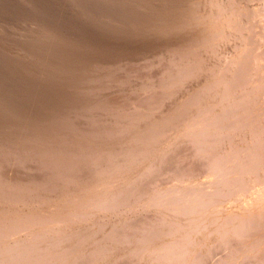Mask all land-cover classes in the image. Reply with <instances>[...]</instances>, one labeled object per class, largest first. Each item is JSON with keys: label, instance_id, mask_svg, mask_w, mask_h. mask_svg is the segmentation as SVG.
Here are the masks:
<instances>
[{"label": "rangeland", "instance_id": "obj_1", "mask_svg": "<svg viewBox=\"0 0 264 264\" xmlns=\"http://www.w3.org/2000/svg\"><path fill=\"white\" fill-rule=\"evenodd\" d=\"M184 1L185 0H0V121H3L0 122V168H2L0 169V180L2 178L16 180L13 181H18L16 184L22 185V183H30V185L33 186H31V189L29 188V191H24L26 187H24V189H18V195L26 200L25 203L21 202V204L16 199L17 195L13 197H4L5 192H0V203H2L0 204V212L5 209L15 210L14 212L19 213L24 210L29 214L37 211L36 213L38 215L40 213L46 216L47 213L50 215V211H54L55 208V211L60 209L61 204V206L65 204L66 210V208L69 209L68 207L70 206V208L75 206L77 201V204H79L80 201L83 203L84 200H87L89 198L88 191H86L87 189H80L83 191L81 192L79 191L80 186H77L76 183H68L70 185L66 184L63 180L65 175L62 174L64 169L71 167L69 162L75 161L76 159L69 156L70 150L72 151L77 146H82L80 145L82 139L83 142L89 139L88 141L91 144L95 143L91 145L94 146V148H96L97 145L100 146L102 139L110 140L113 144L117 143V139L119 140L118 142H120V137H114L111 131L106 132V130L109 129L107 128L108 125L109 127H111L112 124L117 126L119 123L131 121L128 125L130 129L127 130V134L125 133L121 136L122 138L126 137L128 134V136H130L132 131L137 132L141 129H145L146 132L149 131L153 134H155V131L157 133L161 132L159 133V140L157 142L151 145L150 143L147 144L149 147L143 155H138L135 152L123 154L126 152L125 150L128 149L126 145L130 146V143L120 144V146H118L119 149L117 150L120 152L115 156L117 162L122 164L126 163L129 161V157L134 158V161L129 172L118 173L120 174L118 176L119 180H116V183L113 182V185L110 186L111 192L107 195V198L109 202H111L114 196L119 195L121 192L125 194L129 193L127 195L128 197L125 199L126 203L123 202L125 204L122 203L121 206H117V208H115L116 206L114 208H108L96 216H89L84 219L85 221L83 220L71 226L73 228L65 227V229L60 232L50 231L51 233H48L45 240L41 242L42 248L44 246L49 247L53 245L55 251L67 253L66 258L69 259V257L72 258L76 256V253L86 248V246L107 243L114 251L108 254L107 259H98L99 262H96V264H114L116 262V264H127V262H131V264H165V262H159L158 260L155 262L151 259L155 255L159 256L162 254L164 249L161 250V248L166 245H176L177 247L174 251L177 254L175 252L174 254L172 253V256H176V260L185 261L191 258V256L204 255L205 262H203V264H217L216 262L218 260L215 258L220 260L226 252L223 250L225 253H221L223 252L222 249H225L221 247L225 245L220 244V234L215 230L223 228L229 231L231 229V224L234 223L238 226L241 223L240 215L239 219H237V217L235 220L232 219L231 224H224L223 219L225 214L234 212L236 215H245V213H251L254 210V212L258 211L259 203L256 202L257 200L254 198L255 196L253 194L255 189H250L252 187L251 185H253L254 188L260 187L258 185L260 180H258L257 177L251 178L252 182H250V184H248L249 186H246L247 189L245 188L244 190L237 189L238 186L234 185V183H232V185L229 184V187L227 186L229 188L227 189V192H229L228 197L222 198V201L216 198V202H214L215 200L212 199L211 202L213 204H202L198 207V212H188L185 210L188 207V202L190 203L191 200L199 198V193L201 196V194H205V192L214 190L215 181L220 175H212L213 169L207 165L212 159L210 156H202L199 158V156H196V151H190L189 146H191L190 143H192L193 136L191 133L189 134V132L184 133V130L189 128L188 122H194L197 119L205 118L204 120H206L207 123L217 120L218 118L215 116L217 113L224 112L228 115L231 113L227 110L230 101L226 100V98L222 99L223 97H221V92L226 89V86H221V88L219 86L212 87V82L219 79L220 72H218V70H221L225 65L229 67L230 59L237 58V53L239 54L238 43L241 41L240 37H242L241 35L244 33L234 35L237 39H240L237 40V43L232 35L220 34L217 39L211 34L200 32L201 30L206 31L204 27L209 26L210 23H214L212 22L214 18H207V16L204 19L205 21H203L204 23L200 22V13H206V10L211 7L210 0H197L196 4H192L190 8H193L197 12L193 15L191 12H189V14H187L188 12L184 14L187 17H193V20L188 23L187 27L172 25L173 29L169 27L167 29V24H169L172 19L175 20L176 17H178L177 14H175V17L172 10L176 7L180 8L181 6L179 5L181 4L182 6H187L188 4H185ZM157 2L159 3L158 5ZM220 2L221 4L224 2L228 3V0H221ZM245 2L246 0H237L236 4L240 8ZM152 3L153 5H151ZM165 6H167V9ZM148 7L152 9L150 8V10ZM144 9L147 11H145L146 16ZM165 9L167 12H165ZM225 10L226 13H222L226 16H230L229 10L226 8ZM153 12H156L158 20L160 18V22H158L157 25L153 23L152 20V18L156 17ZM164 12L168 14V16H164V14H162ZM160 13L163 17H161ZM197 32L199 37L201 36L200 38L197 37L198 43L196 44L194 42L196 45H193L190 50L185 52V50L192 45L190 43L186 46L187 40L194 38ZM208 32L210 33L211 31ZM245 34L248 33L245 32ZM249 35L252 37L251 34H248V36ZM260 39V36L256 39L258 44L263 42V40L258 42ZM206 41H215V48L208 49L209 46H207ZM235 42L238 47L235 46ZM177 43L185 46L177 48V46H175ZM263 49L264 46L260 49L258 48L259 53L263 52ZM182 50L185 52L183 57H181ZM259 53L257 52V54ZM254 54L257 56L255 51ZM98 55L101 56V58L96 57ZM101 64L104 65L101 66ZM192 64H199L198 66L200 67L198 68V66H196L194 68L195 70L193 69L191 72ZM211 67H215L213 69L214 71H208ZM51 68L54 70L52 71ZM261 74L264 75V72ZM228 75H230V73ZM152 88L156 93L153 94L150 92ZM114 95L116 96V100L112 97ZM151 95H161L163 99L157 103V107L155 106L156 108L146 113L147 106L144 107L145 104L142 100L152 99L146 97ZM236 95L237 93L230 95L228 98L234 102ZM109 98L118 102L121 100V102H124V105L120 103L119 106H116L117 110L113 112V114L109 112L105 113L104 111L106 110H104L102 106L97 105V103L99 100H106ZM139 101H142V103ZM132 102H137V104ZM138 104H143V107H140ZM101 107L103 109H101ZM250 109L252 110L250 115L253 117H251L253 122L250 126H255V128L259 129L261 132L255 131V134L258 135L255 136V140L253 141L250 131H246L241 138L240 130L234 132L232 130H224L227 132V135L225 132L226 137L224 135L223 141L221 140V143L215 147L217 148L216 152H220V161L224 162L225 157L231 159L243 156L246 153L250 154L257 150L260 154H258L259 157L256 158V162H263L264 164V101L257 106L252 105ZM120 111H127L130 115L122 119L117 115ZM137 113L143 116L146 114L147 116H144L146 119L141 116L142 118L140 117L139 120L138 118H132L131 120L130 117L132 114L135 115ZM166 121H169V123H166ZM229 121L224 122L228 123ZM217 123L218 121L214 124ZM102 126L104 128L106 126V130H102ZM187 130L189 131V129ZM93 131L96 132L95 135L92 134ZM107 134H109L110 137ZM111 135L113 137H111ZM142 137L144 139V136L140 138ZM40 139H43L44 146L41 144L42 142ZM138 139L134 140L137 141ZM145 139L143 142L133 141L134 143H132L135 145L139 143L143 147L146 142ZM69 140H71V146L69 145L67 148L64 147V142ZM49 145L54 146L52 153L40 156L42 149H49ZM58 145H61L63 149L56 150ZM216 152L215 154H217ZM64 153H66V155ZM182 154L186 156L184 160L187 166H199V169L197 171L193 169L186 173L187 175H179L177 172L171 171L174 168L173 158ZM246 156L247 155H244L245 159L248 158V156ZM208 159L209 161H207ZM227 165L228 164L225 163L224 167ZM241 165L243 164H238L237 166ZM161 167L162 170L158 169ZM91 168L93 167H91L90 163L85 165L83 168L85 170L84 173L91 172ZM152 170L159 171L158 175H152ZM229 170L232 171V169ZM1 172L3 174L5 173L4 176ZM80 174L81 171L77 173V175ZM233 175L234 174L231 173V176ZM260 175L264 176L263 171ZM81 176H84L82 178H87L93 177L94 175L85 174ZM103 177L107 176L103 175ZM247 179L249 178L247 177ZM141 181L145 183L144 185L146 186L144 192L141 195L138 191L134 192V194L131 193V188L141 185ZM13 182L10 181L6 189L10 188ZM257 182L259 183L257 184ZM76 186L77 188H75ZM68 188L69 190H67ZM73 189L74 192H71ZM128 189L130 190L127 192ZM62 190H66V193L71 192L73 194L68 193L66 195L65 193L63 195L65 201H62L60 200V192L63 193ZM106 190H108V188ZM86 193L88 195H86ZM229 194L231 195L229 196ZM77 195L78 197H76ZM102 195L104 196L103 193ZM27 196L30 197L27 198ZM67 197L72 200H68ZM75 197L79 200L73 199ZM73 200L77 201L73 202ZM66 201L68 202L66 203ZM172 202H174V205H177L176 207L179 210H177V214L169 207L172 205L170 204ZM72 203L75 205H72ZM145 203L146 205H144ZM21 206L23 207L21 208ZM91 206L92 205L89 204L79 209H81L82 213L83 210L86 209L87 211H85L88 213ZM17 207L22 210L20 211ZM87 207H89V210ZM61 208L64 210V207ZM28 209H31V212L27 211ZM48 209H50V211ZM85 211L84 213L87 214ZM207 211L211 212L208 213ZM161 212L163 213L161 214ZM220 214H223L224 217ZM197 216H199V218H197ZM1 217L0 213V218ZM192 218H194L193 225L191 223ZM205 218L208 220L209 230H207L205 226L203 227V223L201 224V221ZM155 219L157 220L155 221ZM140 222H145L142 225L143 228H146L144 230L145 233H142V235L138 234V232H140V230H138V223ZM190 226L197 228L196 231H194L195 229L193 228V230H191ZM123 228H127L133 232V238L130 241L123 242L118 236ZM111 230L115 231L112 235H110ZM189 232L190 238L188 237ZM25 233L26 232L15 234L10 241L15 245V241H18V238ZM56 233H60L62 244H60V240L57 237L58 234ZM79 233L85 234L81 241L79 240L80 237L77 238V234ZM223 233H225V231ZM136 234L138 235L136 236ZM147 235L148 237L144 238V236ZM67 237L68 239H66ZM115 238L116 241H114ZM263 238L261 239L262 242H264ZM137 240H140L147 248L142 254L143 256L139 258H137L138 256L135 257V253L137 252ZM198 242L199 244H197ZM14 247L15 246H13V248ZM192 250H194L195 253L190 255ZM37 252L38 250H32L29 256L31 260L32 258L41 256H38ZM132 252L133 255H131ZM114 253L120 258H116ZM206 256L209 257V259ZM127 258L129 261L126 260ZM212 260H215V262Z\"/></svg>", "mask_w": 264, "mask_h": 264}, {"label": "bare ground", "instance_id": "obj_2", "mask_svg": "<svg viewBox=\"0 0 264 264\" xmlns=\"http://www.w3.org/2000/svg\"><path fill=\"white\" fill-rule=\"evenodd\" d=\"M124 1V0H123ZM140 1V0H139ZM146 1V0H145ZM197 0H185V4H188L187 6H181L174 8V10H172L173 14H177L178 17H176L175 20L172 19V21L167 24V29L168 27L173 29V26H178V27H187L188 23L190 21H192L193 17H187L184 14L187 13L189 14V12H191V14H195L197 11H195L193 8L191 9L190 7L192 6V4H196ZM204 1V0H203ZM207 1V0H206ZM221 0H210V9L206 10V13L204 12L202 14V12L200 13V22L205 21L204 19L206 18H214V22L213 24L210 23L209 26L204 27V30H201L200 32H206L209 35L211 34L212 36H215L217 39L219 38L218 35H229V36H233L236 41L240 40L237 39L236 36L238 33L239 34H245V32H247L248 34H251L252 37L248 34H243L241 35V41H237V43L239 44V47L237 46V43L235 42V46L238 47V51L239 54L237 53V58H232L229 61V67H227L228 65H225L223 68H221V70H218V72H220V76L219 79L215 80L214 82H212V87L214 86H219L221 88V86H226V89H224L221 92V97H223L222 99L229 100L230 104L229 107H227V110L230 111L231 113L225 114L224 112L221 113H217V115H215L218 119L217 120H213L211 122H207L206 120L203 119H197L194 122H188L187 124L189 125V131L187 129L184 130V133L189 132V134L191 133V135L193 136V140L192 143H190L191 146L190 147V151H196V156L202 157H208L210 156L212 159L211 161H209V159L207 161L208 162V167L213 169V174L212 175H220L217 177L216 181H215V188L212 191H208L205 192V194H198L199 198H196L194 200H191V202H188V207L187 210L188 212H195L197 211L198 207L201 206L204 203H212V199L215 200L216 198H219L220 200L222 198H227L228 197V193L227 189H229V184L232 185V183H234V185L238 186L237 189L241 190V189H247L246 186H249L248 184H250L251 178H256L258 180H260V183L257 182V184L260 186L259 188L256 187L254 188L253 185H251L252 187L250 189H255L253 191L254 194V198L257 200L256 202L259 203V209L257 212H251V213H245V215L243 214H238L236 215V213L234 212H228L225 214V217L223 216V214H220L224 217L223 219V223H230L232 222V219L235 220V218L237 217V219H239L240 215H241V223L236 226V224H231V229L228 230H224L222 229H217L215 230L217 233L220 234L221 237V242L220 244L225 245L224 247L221 248H225L222 249L225 250L226 254H224V256H222V258L216 262L217 264H264V242L261 241V239L264 237V176L260 175L262 174L263 171V175H264V164L263 162H256L257 161V157L258 153L257 150L253 151L252 153L248 154H244L247 155L248 158L245 159L244 155L243 156H239V157H235V158H231L229 159L228 157H225L224 162L220 161V157H219V153L220 152H216L217 151V147L220 143L221 140L224 139V135L225 132L224 130L227 129V131H236V130H240L241 131V138L242 135L246 132V131H250L251 132V139L254 141L255 140V136L258 134H255V131H259V129L255 128V126H250V124L253 122V120L251 119V115L250 112L252 111L250 108L252 105L257 106L259 103L264 101V75H262L261 73L264 72V51L259 53L258 48L260 49L262 46H264V38H263V32H264V0H246V2L244 3V5L242 4V7H238L236 4L237 0H228L227 2H224L223 4H221L220 2ZM153 2V1H152ZM159 2V1H158ZM157 2V5L159 4ZM156 3V2H155ZM206 3V2H205ZM227 3V5H226ZM126 4V3H125ZM145 5V4H144ZM153 5V3L151 4ZM149 5V6H151ZM155 5V4H154ZM208 5V4H207ZM167 9V6H165ZM200 7V6H199ZM142 8V7H141ZM149 9L151 7H148ZM196 8V7H195ZM226 9L229 10V13L231 14L230 16H226L223 13H226ZM143 9V8H142ZM152 9V8H151ZM150 9V10H151ZM165 9V12H167ZM149 10V11H150ZM155 10V9H154ZM243 10V11H242ZM146 10L144 9V13L146 16ZM242 11V12H241ZM151 12V11H150ZM162 13L164 14V16H168V14L166 13ZM223 12V13H222ZM143 13V12H142ZM141 13V14H142ZM152 13V12H151ZM154 13V12H153ZM156 16V12L154 13ZM161 15V13H160ZM152 16V15H151ZM150 16V17H151ZM154 16V15H153ZM159 16V13H158ZM161 17H163L161 15ZM152 18V17H151ZM170 18V17H168ZM153 23H155L157 25L158 22H160V18L158 20V17L156 16L155 18H152ZM165 20V19H164ZM169 20V19H168ZM149 21V20H148ZM166 21V20H165ZM144 22V21H143ZM151 22V21H149ZM167 22V21H166ZM197 22V21H196ZM141 23V22H140ZM146 23V22H145ZM144 23V24H145ZM173 23V24H172ZM204 23V22H203ZM207 24V23H206ZM146 25V24H145ZM144 25V26H145ZM149 25V24H148ZM164 26V25H163ZM148 27V26H147ZM158 27V26H157ZM137 28V27H136ZM155 28V27H154ZM162 28V27H161ZM164 28V27H163ZM176 28V27H174ZM128 29V28H127ZM145 29V28H144ZM165 29V30H167ZM170 29V30H171ZM227 29V30H226ZM152 30V28H151ZM156 30V29H155ZM164 30V31H165ZM169 31V30H168ZM208 31H211L210 33ZM228 31V32H226ZM155 32V31H154ZM162 32V31H161ZM143 33V32H142ZM153 33V32H152ZM229 33V34H228ZM161 34V33H160ZM196 34V33H195ZM202 34V33H201ZM179 35V34H178ZM172 36V35H171ZM211 36V37H212ZM261 37L259 41H262L261 43H257V38ZM199 34L197 32L196 36L194 38H192L191 40L188 39L187 40V44L186 46H188L190 43L192 44L191 46H189V48H187L185 50V52L187 50H190L192 48L193 45H196L198 43V38ZM201 37V36H200ZM199 37V38H200ZM205 37V36H204ZM251 37V38H250ZM214 38V39H216ZM187 39V38H186ZM181 40V39H180ZM180 43H182L181 41H179ZM185 42V41H184ZM196 44H195V43ZM217 42V41H216ZM180 43H177L175 46H177V48H181L184 47L185 45H181ZM208 49L209 48H215V41H206ZM175 44V43H174ZM183 44V43H182ZM165 46V45H164ZM199 47V46H198ZM171 49V48H170ZM176 49V48H174ZM264 50V49H263ZM196 51V50H194ZM257 54V52L259 54H257V56L254 54ZM179 52V51H178ZM183 52V50L181 51V57H183V54L185 53ZM216 54V53H215ZM232 56V55H231ZM101 58V56H96ZM105 57V56H104ZM194 57V56H193ZM98 59V58H97ZM87 61V60H86ZM97 63V62H96ZM102 63V62H100ZM199 63V62H198ZM104 64H101V66ZM199 64H192V68H191V72L192 70L198 66ZM222 66V65H220ZM49 67V66H46ZM200 66H198L199 68ZM215 67H211L209 68L208 71H214ZM52 69V68H51ZM98 69V68H97ZM125 69V68H124ZM54 69H52L53 71ZM56 70V69H55ZM195 70V69H194ZM189 71V70H188ZM51 72V71H50ZM90 72V71H89ZM182 72V71H181ZM261 72V73H260ZM217 73V72H216ZM230 73V75H228ZM44 74V73H43ZM191 74V73H190ZM194 74V73H193ZM216 75V74H215ZM147 76V75H146ZM181 76V75H179ZM99 77V75H98ZM97 77V78H98ZM152 77V76H151ZM31 80V79H30ZM109 80V79H108ZM107 81V80H106ZM210 81V80H209ZM231 81V82H230ZM180 82V80H179ZM177 83V82H176ZM207 83V82H206ZM174 85V84H173ZM183 85V84H182ZM211 85V84H210ZM171 86V85H170ZM211 87V88H212ZM173 88V87H172ZM176 90V89H175ZM213 90V89H211ZM150 92H152L153 94L156 93L155 90L152 88V90L150 89ZM159 93V92H158ZM167 93V92H165ZM235 93H237L236 97H235V101L232 102L231 99H229L228 97L230 95H234ZM141 94V93H140ZM161 94V93H160ZM147 95V94H146ZM150 95V94H149ZM124 96V95H123ZM107 97V96H106ZM113 99L116 98V96H112ZM120 97V96H119ZM146 97H150L152 99H144L142 100L144 102V107L147 106V111L149 112V110L151 111V109H154L157 107V103L160 102L163 99V96L158 95H151V96H146ZM199 97V96H198ZM133 98V97H132ZM131 98V99H132ZM143 98V97H142ZM228 98V99H227ZM116 100V99H115ZM112 100L111 98L106 99V100H99L97 105H100L104 108L105 113L109 112L110 114H113V112H115L117 110L116 106H119V104L121 103V105H124V102H118ZM123 100V99H122ZM135 100V99H134ZM141 100V98H140ZM158 100V101H157ZM195 100V99H194ZM201 100V99H200ZM221 100V98H220ZM127 101V100H126ZM142 101H139L142 103ZM138 102V103H139ZM191 102V101H190ZM134 103V102H132ZM140 103V104H141ZM134 104H137L134 103ZM132 104V105H134ZM127 105V104H126ZM130 105V103H129ZM139 105V104H138ZM137 106V105H136ZM140 107H143L142 105H139ZM138 106V107H139ZM156 106V107H155ZM101 107V109H103ZM123 107V106H122ZM121 107V108H122ZM256 108V107H254ZM235 110V111H234ZM258 110V109H257ZM119 111V110H118ZM154 111V110H153ZM89 112V111H88ZM235 112V113H234ZM249 112V113H248ZM257 112V111H256ZM117 113V112H116ZM114 113V114H116ZM122 113V114H121ZM133 113V112H132ZM135 113V112H134ZM206 113V112H203ZM227 113V112H226ZM252 113V112H251ZM121 114V115H120ZM141 114V113H140ZM255 114V113H254ZM261 114V113H259ZM118 117L125 119L126 116H129L130 114L127 113V111H120L119 113H117ZM134 116V117H133ZM143 116L142 114L139 115L137 114H132V116L130 117L131 120L132 118H135L139 120V118ZM145 117L147 116L146 114L144 115ZM143 116V117H144ZM180 116V115H179ZM144 117V118H145ZM150 117V116H149ZM129 118V117H128ZM142 118V117H141ZM151 118V117H150ZM171 118V117H170ZM173 118V117H172ZM178 118V117H177ZM253 118V117H252ZM146 119V118H145ZM4 120V119H3ZM63 120V119H62ZM143 120V119H142ZM162 120V119H160ZM165 120V119H164ZM231 122H230V121ZM5 121V120H4ZM52 121V120H51ZM137 121V120H136ZM170 121V120H169ZM169 121H166V123H169ZM216 121H218L217 124H214ZM224 121H229L228 123H225ZM260 121V120H259ZM3 122V121H0ZM31 122V121H30ZM138 122V121H137ZM145 122V121H144ZM257 122V121H256ZM7 123V122H6ZM14 123V122H12ZM115 123V122H113ZM131 123V121L129 122H124V123H119L117 124V126H115L114 124H112L111 127L108 130H106V126L105 128L102 126V130H106L107 131H111V134L115 137L117 136V138H121L120 142H118L119 140L117 139V143L113 144V142H110V140H101V144L100 146L97 145L96 148H94V146H91L93 144H91L88 140H86V142H83V139L80 142V145L82 146H77L76 148H74L72 151L70 150V155L71 157L76 158L75 161H70L69 165L71 167H68L66 169H64V172L62 175H65L64 177V182H66V184L68 183H76L77 186H80L79 191L85 190L88 191L89 194V198L87 200H84L83 203H81V201L78 203L77 200H73V202H76V205L74 203H72V205L74 204L75 206H73L72 208L68 207L69 209L66 208L65 210V204H63V206L60 205V209H57V211H50V209H48L51 214L49 215V213H47V215L45 216L40 214L39 215L34 211L33 213H26L24 210H22L21 208L24 206H21V208H19V210L24 211V212H14L15 210H9V209H5L2 210L1 213V218H0V264H96V262H99L98 259H107L108 254L111 251H114L113 248H111V246L107 243H102V244H98V245H89L86 246V248L80 250L78 253H76L77 255L70 258H66V254L64 252H58L55 251L53 245L48 246H44L42 248V243L46 236L48 235V233L51 232H60L63 231L65 229V227L68 228H73L71 226L76 225L77 223L83 221L85 218L89 217V216H93V215H98L100 212L107 210L108 208H117V206H121V204L123 202H125V199L128 197L127 195L129 194H125L123 192H121L119 195L114 196V199L109 202V199L107 198V195L111 192V188L110 186L113 185V182H115L116 180L118 181V176L120 174H118L119 172H129V170L131 169V166L133 165V161L134 158L129 157V161H127L126 163H119L116 161L115 156H117V154L120 152L117 149H119L118 146L123 145V144H128L127 146V150H125L126 152L123 154H129L131 152H135L138 155H143L146 151V149L149 147L147 144L150 143V145L152 143L157 142L159 139V133H157L155 131V134L151 133V132H146L145 129H141L140 131H132L130 136H126L124 138H122L121 136L124 135L125 133L127 134V130L130 129V127H128V125ZM141 123V122H140ZM139 123V124H140ZM165 123V122H164ZM210 123V124H209ZM9 124V123H8ZM136 124V123H135ZM163 124V123H162ZM207 124H209L208 126H206ZM94 125V124H93ZM186 125V126H188ZM202 125V126H201ZM257 125V124H256ZM132 126V125H131ZM192 126V127H191ZM3 127V126H2ZM87 127V126H86ZM92 127V126H91ZM150 127V126H149ZM154 127V126H153ZM163 127V126H162ZM152 128V127H151ZM254 128V129H253ZM94 129V128H93ZM264 129V128H263ZM4 130V129H3ZM2 130V131H3ZM89 130V129H88ZM96 130V129H95ZM136 130V129H135ZM69 131V130H68ZM100 131V130H99ZM218 131V132H216ZM57 132V131H56ZM129 132V131H128ZM261 132V131H259ZM47 133V132H46ZM45 133V134H46ZM163 133V132H162ZM258 133V132H257ZM93 135L96 134L95 131H93L92 133ZM99 134V133H98ZM183 134V133H182ZM109 136V134H107ZM111 135V137H113ZM227 135V132H226ZM225 135V137H226ZM254 135V136H253ZM24 136V135H23ZM47 136V135H46ZM45 136V137H46ZM141 136H144V139L146 137V142L145 144L142 145L139 143L133 144L135 142H143L144 139L143 137L140 138ZM182 136V135H181ZM190 136V135H189ZM229 136V135H228ZM44 137V135H43ZM42 137V138H43ZM80 137L82 138L81 134ZM95 137V136H94ZM101 137V136H100ZM110 137V136H109ZM29 138V137H28ZM80 138V139H81ZM139 138V139H138ZM98 139V138H97ZM112 139V138H111ZM133 139V140H132ZM134 139H138L137 141ZM264 139V138H263ZM43 140V139H42ZM40 139V141L42 142L41 144H43V141ZM45 140V139H44ZM74 140V139H73ZM100 140V139H99ZM113 140V139H112ZM132 140V141H131ZM27 141V140H26ZM35 141V140H34ZM50 141V140H49ZM115 141V140H114ZM223 141V140H222ZM264 141V140H263ZM55 142V141H54ZM58 142V141H57ZM133 142V143H132ZM252 142V141H251ZM258 143V142H257ZM58 144V143H57ZM61 144V143H60ZM99 144V143H98ZM143 144V143H142ZM21 145V144H20ZM46 145V144H45ZM48 145V144H47ZM69 145L71 146V140L64 142L63 146L64 147H69ZM141 145V146H140ZM147 145V146H146ZM44 146V144H43ZM74 146V145H73ZM81 147V148H80ZM264 147V146H263ZM54 146H50L49 145V149H42V151L40 152V156H45L48 153H52ZM232 148V147H231ZM57 149H63V147H61V145H58ZM39 150V149H38ZM188 150V149H187ZM244 150V149H243ZM246 150V149H245ZM248 151V150H247ZM23 152V151H22ZM66 152V150H65ZM148 152V151H147ZM215 152L217 154H215ZM238 152V151H237ZM61 153V152H60ZM186 153V152H185ZM66 155V153H64ZM172 154V153H171ZM238 154V153H236ZM240 154V152H239ZM64 155V156H65ZM122 155V154H121ZM132 155V154H130ZM175 156V155H174ZM173 156V157H174ZM222 156V155H221ZM227 156V155H226ZM246 156V157H247ZM47 157V156H46ZM41 158V157H40ZM39 158V159H40ZM43 158V157H42ZM186 156L184 154L182 155H177L176 157L173 158L174 160V168L171 171H175L177 172V174L179 175H185L186 173H188L189 171L194 170H198V167H189L185 164V160ZM245 159V160H244ZM261 159V158H260ZM51 160V159H50ZM200 160V159H199ZM206 160V159H205ZM262 160V159H261ZM4 161V160H3ZM2 161V162H3ZM206 161V162H207ZM25 162V161H24ZM168 162V161H167ZM196 162V161H195ZM91 164V172L89 173H84L85 170L83 169L85 165ZM187 163V162H186ZM228 164L227 166L224 167V165ZM202 164V163H201ZM232 164V165H231ZM235 164V165H233ZM238 164H243L241 166H237ZM55 165V164H54ZM58 165V164H57ZM163 165V164H162ZM193 165V164H192ZM2 167V166H1ZM35 167V166H34ZM33 167V168H34ZM59 167V165H58ZM83 167V168H82ZM169 167V166H168ZM241 167V168H240ZM256 169H254V168ZM54 168V167H53ZM148 168V167H147ZM157 168V167H156ZM170 168V167H169ZM260 168V170H259ZM2 169V168H0ZM6 169V168H5ZM3 169V170H5ZM30 169V168H29ZM162 170L161 168H158ZM171 169V168H170ZM229 169H232V171H230ZM7 170V169H6ZM14 170V169H13ZM73 170V171H72ZM205 170V169H204ZM17 171V170H16ZM81 171L80 175H77V173H79ZM170 171V170H169ZM6 172V171H5ZM20 172V171H19ZM24 172V171H23ZM144 172V171H143ZM156 172V173H155ZM159 171H153L152 170V175H158ZM166 172V171H165ZM261 172V173H260ZM2 173V172H1ZM52 173V172H51ZM61 173V172H60ZM231 173H233L234 175L231 176ZM260 173V174H259ZM5 174V173H4ZM4 174L2 173V175L4 176ZM29 174V173H26ZM57 174V173H56ZM85 174H89V175H94L93 177H85L82 178L84 176L81 175H85ZM32 175V174H31ZM103 175L107 176V177H103ZM143 175V174H142ZM187 175V174H186ZM24 177V176H23ZM22 177V178H23ZM51 177V176H50ZM109 177V178H108ZM247 177L249 179H247ZM7 178V177H6ZM17 178V177H16ZM25 178V177H24ZM143 178V177H142ZM163 178V177H162ZM12 179V178H11ZM14 179V178H13ZM48 179V178H47ZM145 179V178H144ZM51 180V179H50ZM110 180V181H109ZM146 180V179H145ZM257 180V181H258ZM13 182L16 180H9V179H1L0 180V192H5L4 197H8V196H16L17 195V201L20 202H24L25 203V199L18 195V189H21L24 187L25 190L29 191V188L31 189L33 186L30 185V183H22V185L20 184H16L17 182H13L11 183V187H8L7 185L9 184V182ZM28 181V180H27ZM143 181V180H142ZM141 181V185H138L137 187H132L131 188V193L134 194V192H139V194L141 195L144 192V189L146 188V186L144 185L145 183H143ZM151 181V180H148ZM146 182V181H145ZM45 183V182H44ZM116 183V182H115ZM124 183V182H123ZM254 183V182H253ZM120 184V183H119ZM70 185V184H68ZM74 185V184H72ZM71 185V186H72ZM160 185V184H159ZM19 186V187H18ZM32 186V187H31ZM77 186L75 188H77ZM135 186V185H134ZM153 186V185H152ZM228 186V187H227ZM67 187V185H66ZM148 187V186H147ZM40 188V187H39ZM44 188V187H43ZM72 188V187H71ZM108 188V190H106ZM134 188V189H133ZM38 189V188H37ZM138 189V190H137ZM232 189V187H231ZM47 190V189H46ZM69 190V188L67 189ZM130 189L127 190V192ZM61 191V190H60ZM62 192H60V200L65 201V197L63 196L67 191L66 190H62ZM231 191V190H230ZM74 192V189L73 191ZM69 193V194H73V193ZM76 192V189H75ZM83 192V191H81ZM80 192V193H81ZM20 193V192H19ZM66 193V195L68 194ZM79 193V194H80ZM102 193L104 194V196L102 195ZM115 193V192H114ZM119 193V192H118ZM29 194V193H28ZM27 194V195H28ZM78 194V193H77ZM86 193V195H88ZM132 194V195H133ZM65 195V196H66ZM81 195V194H80ZM79 195V196H80ZM145 195V194H143ZM231 194H229L230 196ZM59 196V197H60ZM82 196V195H81ZM251 196V195H250ZM30 197V196H29ZM27 196V198H29ZM71 197V196H69ZM78 197V195L76 196ZM73 198V199H78V198ZM166 197V196H165ZM26 198V199H27ZM82 198V197H81ZM84 198V197H83ZM152 198V197H151ZM52 199V198H51ZM59 199V198H58ZM68 199V197H67ZM66 199V200H67ZM150 199V198H149ZM229 199V198H228ZM247 199V198H246ZM254 199V200H255ZM11 200V199H10ZM68 200H72V199H68ZM79 200V199H78ZM131 200V199H130ZM187 200V199H186ZM12 201V200H11ZM55 201V199H54ZM52 201V202H54ZM151 201V200H150ZM222 201V200H221ZM252 201V200H251ZM49 202V201H48ZM68 201H66L67 203ZM216 202V200L214 201ZM249 202V200H248ZM253 202V201H252ZM61 203V202H60ZM59 203V204H60ZM126 203V202H125ZM123 203V204H125ZM233 203V202H232ZM247 203V202H246ZM2 204V203H0ZM18 204V203H17ZM29 204V203H28ZM34 204V203H33ZM91 204V209L90 211L87 213L86 209L83 210L87 213V214H83L81 209L82 206L85 205H89ZM130 204V203H128ZM172 205H170L169 207H171V209L174 210V212H176L177 214V210L178 208L176 207L177 205H174V202L170 203ZM213 204V203H212ZM250 204V203H249ZM256 204V203H255ZM48 205V204H47ZM67 205V204H66ZM82 205V206H81ZM146 205V203L144 204ZM169 205V204H168ZM207 205V204H206ZM205 205V206H206ZM210 205V204H209ZM247 205V204H246ZM253 205V204H252ZM11 206V205H10ZM9 206V207H10ZM18 206V205H15ZM51 206V205H50ZM59 206V205H58ZM57 206V208H58ZM204 206V205H203ZM202 206V207H203ZM216 206V205H215ZM255 206V205H254ZM47 207V206H46ZM49 207V206H48ZM64 207V210L61 208ZM135 207V206H134ZM249 207V205H248ZM251 207V205H250ZM253 207V206H252ZM78 208V209H76ZM89 207H87L88 209ZM122 208V207H119ZM205 208V207H203ZM208 208V207H207ZM211 208V207H210ZM220 208V207H219ZM130 209V208H129ZM245 209V208H244ZM31 210V209H30ZM29 209L27 211L31 212ZM59 210V211H58ZM89 210V209H88ZM111 210V209H110ZM120 210V209H119ZM123 210V209H122ZM243 210V209H242ZM247 210V209H246ZM253 210V209H252ZM116 211V209H115ZM179 211V210H178ZM199 211V210H198ZM197 211V212H198ZM215 211V210H214ZM222 211V210H220ZM45 212V211H43ZM208 212V211H207ZM211 212V211H210ZM208 212V213H210ZM213 212V210H212ZM14 213V214H13ZM16 213V214H15ZM163 212H161L162 214ZM172 213V212H171ZM206 213V212H205ZM204 213V214H205ZM216 213V212H215ZM115 214V213H114ZM150 214V213H149ZM156 214V213H155ZM175 214V213H174ZM173 214V215H174ZM181 214V213H180ZM184 214V213H182ZM187 214V213H186ZM118 215V214H117ZM121 215V214H120ZM147 215V214H146ZM154 215V214H153ZM164 215V214H163ZM213 215V214H212ZM217 215V214H216ZM219 215V216H220ZM143 216V215H142ZM204 216V215H203ZM163 217V216H162ZM205 217V216H204ZM222 217V218H223ZM149 218V217H148ZM154 218V217H153ZM197 218H199V216H197ZM207 218V217H206ZM203 219V221H201V224L203 223V227L205 226V228L207 230H209V223L207 219ZM103 219V218H102ZM107 219V218H106ZM141 219V218H140ZM151 219V218H150ZM158 219V218H157ZM155 219V221L157 220ZM89 220V219H88ZM104 220V219H103ZM138 220V219H136ZM186 220V219H185ZM193 220L194 218H192L191 223L193 225ZM197 220V219H196ZM85 221V220H84ZM135 221V220H134ZM140 221V220H139ZM216 221V220H215ZM100 222V221H99ZM150 222V221H149ZM162 222V220H161ZM166 222V221H165ZM173 222V221H172ZM87 223V222H86ZM137 223V222H136ZM145 223V222H143ZM142 222L138 223L139 227L138 230H140V232H138V234L145 233L144 230L146 228H143V224ZM147 223V222H146ZM151 223V222H150ZM149 223V224H150ZM170 223V222H169ZM212 223V222H211ZM96 224V223H95ZM127 224V223H125ZM135 224V223H134ZM181 224V223H180ZM186 224V223H185ZM200 224V223H199ZM87 225V224H86ZM119 225V224H118ZM132 225V224H131ZM176 225V224H175ZM211 225V224H210ZM218 225V224H217ZM88 226V225H87ZM108 226V225H107ZM147 226V225H146ZM145 226V227H146ZM171 226V225H169ZM173 226V225H172ZM179 226V225H178ZM185 226V225H184ZM115 227V226H114ZM122 227V226H121ZM150 227V226H149ZM174 227V226H173ZM201 227V226H198ZM84 228V227H83ZM88 228V227H87ZM86 228V229H87ZM193 226H190V229L194 231H196L197 228H193ZM218 228V227H217ZM90 229V228H89ZM116 229V228H115ZM126 229V230H125ZM155 230V229H154ZM158 230V229H157ZM51 231V232H50ZM75 231V229H74ZM73 231V232H74ZM80 231V230H79ZM134 231V230H133ZM162 231V230H161ZM225 231V233H223ZM22 232H26L25 234L21 235L18 238V241H15L16 244L14 245L12 243L13 237L15 236V234H21ZM78 232V231H77ZM84 232V231H83ZM115 231H110V235L114 234ZM135 232V231H134ZM157 232V231H156ZM165 232V231H164ZM149 233V232H148ZM58 234V233H56ZM60 234V233H59ZM58 234V239L60 240V244H62V237L61 235ZM71 234V233H70ZM89 234V232H88ZM136 234V236L138 235ZM50 235V234H49ZM55 235V234H54ZM69 235V234H68ZM90 235V234H89ZM109 235V234H107ZM109 235V236H110ZM189 238H190V232L188 234ZM196 235V234H195ZM83 236H85V234H77V238H79V240L81 241ZM121 240L124 241H130L133 238V232L130 231L127 228H123L122 231L119 233L118 235ZM50 237V236H48ZM55 237V236H54ZM89 237V236H88ZM87 237V238H88ZM113 237V236H112ZM148 237L144 236V238ZM53 238V237H52ZM71 238V236H70ZM103 238V237H102ZM105 238V237H104ZM107 238V236H106ZM152 238V237H151ZM68 239V237L66 238ZM74 239V238H73ZM109 239V238H108ZM113 239V238H112ZM141 239V238H140ZM194 239V238H193ZM264 239V238H263ZM58 240V241H59ZM84 240V239H83ZM107 240V239H106ZM111 240V239H110ZM109 240V241H110ZM146 240V239H145ZM114 241H116V238L114 239ZM172 241V240H171ZM178 241V240H177ZM188 241V240H187ZM193 241V240H192ZM19 242V243H18ZM51 242V241H50ZM68 242V241H67ZM105 242V241H104ZM121 242V241H119ZM147 242V241H146ZM150 242V241H149ZM153 242V241H152ZM173 242V241H172ZM194 242V241H193ZM99 243V242H98ZM109 243V242H108ZM115 243V242H114ZM137 252L135 253V257L139 258L141 256H143L142 254L147 250L146 246L142 244V242L140 240H137ZM141 243V244H139ZM189 243V242H187ZM54 244V243H52ZM95 244V243H94ZM124 244V243H123ZM192 244V243H191ZM199 244V242L197 243ZM202 244V242H201ZM179 245V244H177ZM186 245V244H185ZM13 246H15L13 248ZM78 246V245H77ZM114 246V245H113ZM117 246V245H116ZM115 246V247H116ZM197 246V245H196ZM203 246V245H202ZM217 246V245H216ZM176 245H172V246H165L163 248H161V250L164 249V252L162 254H160L159 256H153L151 260L153 261H159V262H165V264H203V262H205L204 259V255L203 256H191V258L185 260V261H181V260H176L174 256H172L174 254V250L176 249ZM59 248V246H58ZM77 248V247H76ZM185 248V247H184ZM214 248V247H212ZM217 248V247H216ZM72 249V248H71ZM32 250H38V256L41 255L38 258H31L30 253H32ZM73 250V249H72ZM136 251V250H135ZM214 251V250H211ZM68 252V251H67ZM70 252V251H69ZM72 252V251H71ZM201 252V251H200ZM224 251L221 252L222 254L225 253ZM118 253V252H117ZM173 253V254H172ZM176 253V252H175ZM179 253V252H178ZM195 253L194 250L191 251L190 255H193ZM177 254V253H176ZM216 254V253H215ZM214 254V255H215ZM116 258H120L117 257V255L114 253ZM133 255V252L132 254ZM130 255V256H131ZM70 256V254H69ZM186 256V255H185ZM189 256V255H188ZM208 256V255H207ZM206 256V257H207ZM211 256V254H210ZM217 256V255H216ZM127 257V256H126ZM134 257V258H135ZM209 259V257H207ZM124 259V258H122ZM185 259V258H184ZM127 261L128 258L126 259ZM125 260V261H126ZM207 260V259H206ZM126 261V262H127ZM180 261V262H179ZM209 261V260H208ZM213 262H215V260H212ZM120 262V261H119ZM118 262V263H119ZM138 262V261H137ZM117 263V262H116ZM114 263V264H116ZM124 263V262H123ZM211 263V260H210ZM126 264V263H124ZM127 264H131V262H127Z\"/></svg>", "mask_w": 264, "mask_h": 264}]
</instances>
